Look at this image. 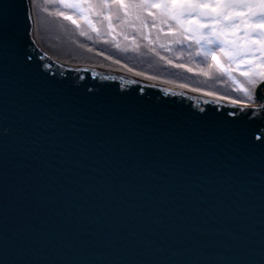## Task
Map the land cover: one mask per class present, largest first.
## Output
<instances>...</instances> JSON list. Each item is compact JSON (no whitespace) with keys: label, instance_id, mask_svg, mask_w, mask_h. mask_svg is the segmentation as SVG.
<instances>
[{"label":"water","instance_id":"obj_1","mask_svg":"<svg viewBox=\"0 0 264 264\" xmlns=\"http://www.w3.org/2000/svg\"><path fill=\"white\" fill-rule=\"evenodd\" d=\"M28 20L0 0V264H264L255 93L242 114L129 79Z\"/></svg>","mask_w":264,"mask_h":264},{"label":"bare ground","instance_id":"obj_2","mask_svg":"<svg viewBox=\"0 0 264 264\" xmlns=\"http://www.w3.org/2000/svg\"><path fill=\"white\" fill-rule=\"evenodd\" d=\"M184 2L211 5L259 3L260 0H27L28 28L39 46L127 74L129 79L236 108L244 114V90L248 84L241 72L248 71V64L237 60L229 68L226 57L219 51L216 52L218 64L211 56L205 60L197 53L216 48L206 40L207 29H202L201 36L185 24L166 17L160 7H133ZM68 4L79 7H66ZM195 19L201 24L211 23L200 17ZM259 31L261 29H254V32ZM198 38L199 44L196 43ZM252 39L259 41V36L253 35ZM256 48L246 59L257 73H264L261 66L264 62L259 60ZM187 52L192 56L186 57ZM223 69L230 71L231 78ZM261 82L254 90V97L262 102L260 111L264 114Z\"/></svg>","mask_w":264,"mask_h":264},{"label":"snow or ice","instance_id":"obj_3","mask_svg":"<svg viewBox=\"0 0 264 264\" xmlns=\"http://www.w3.org/2000/svg\"><path fill=\"white\" fill-rule=\"evenodd\" d=\"M65 6L79 7V5L73 4ZM133 7H160L166 17L185 24L187 28L201 36L202 29H207L209 35L206 40L216 45V48L202 49L197 55L202 54L205 60L211 56L212 60L217 61L218 64L216 52L219 51L226 57L229 68L236 64L237 60L248 64V71H242L241 75L246 77L249 85V88L244 90L246 97L249 100L253 98L255 87L264 81V73H257L255 67L246 57L259 44L256 50L260 53L259 60L264 62V0H260L259 3H216L209 5L184 2L163 5H133ZM238 9L244 11L239 12ZM195 17L211 21V23H198ZM66 18L71 19V17ZM73 23L76 21L73 20ZM256 28L261 29V31L254 32ZM240 31L243 32L242 35H238ZM253 35L259 36V41L252 39ZM196 43H201V40L198 38ZM261 66L264 67V64ZM223 71L227 72L231 78L228 69H223ZM261 96H264V89H261Z\"/></svg>","mask_w":264,"mask_h":264},{"label":"rangeland","instance_id":"obj_4","mask_svg":"<svg viewBox=\"0 0 264 264\" xmlns=\"http://www.w3.org/2000/svg\"><path fill=\"white\" fill-rule=\"evenodd\" d=\"M192 56V54L191 53H189V52H187V54H186V57H191ZM155 69H156V67H155ZM157 70H159V69H157ZM186 74H188V73H186ZM186 74H185V76H186ZM190 75V74H189ZM199 79V81H204L203 80V78H198ZM202 79V80H201ZM197 81V80H196ZM197 83V82H196Z\"/></svg>","mask_w":264,"mask_h":264}]
</instances>
